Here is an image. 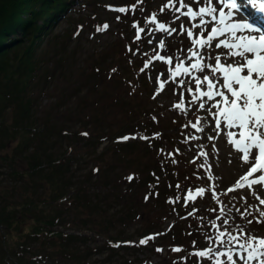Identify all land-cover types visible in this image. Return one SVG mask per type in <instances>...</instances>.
I'll use <instances>...</instances> for the list:
<instances>
[{
    "label": "trees",
    "instance_id": "obj_1",
    "mask_svg": "<svg viewBox=\"0 0 264 264\" xmlns=\"http://www.w3.org/2000/svg\"><path fill=\"white\" fill-rule=\"evenodd\" d=\"M78 1L0 0V115L9 106L15 111L12 123L0 117V133L8 134L5 144L16 140L13 148L20 152L23 146H33L25 156L26 164L19 169L11 167V172L34 181L43 190L17 201L3 195L0 264H127V258L117 257L118 244L121 248L137 247L141 239L154 234H160L157 239L163 241L187 221L181 215L189 211L173 202L182 176L169 161L164 144L167 135L139 95L140 84L135 79L143 72L140 68L148 54L135 57L130 46L136 37L126 34L123 38L119 33L112 42L92 51L86 64L82 66L80 61L77 66L70 39L78 35L77 45L82 41L79 33L87 27L93 33L105 23L107 13L98 9L97 0H91L90 16L71 17L73 25L67 31L54 33L53 25L67 17L68 10L74 5L84 7ZM127 15L121 14L123 18ZM50 89L53 95L63 93L70 101L58 115H51L50 105L46 113L30 119L35 92ZM59 96L56 99L61 108ZM75 119L77 127L71 131L56 126L58 121L67 124ZM54 134L66 139L57 155L46 147L55 141ZM128 134L135 138L121 139ZM106 139L110 140L98 150ZM80 142L90 147L86 156L91 165L70 187L75 175L72 164L81 159L76 147ZM11 156L0 152V159ZM98 185L105 188L99 192ZM172 215L180 219L163 231L160 225ZM138 219V240L133 245L126 243L132 236L116 232L115 226ZM193 224L180 229L182 234L174 241L186 244L184 236L194 229ZM58 225L87 229L101 236L102 242H90V235L65 232ZM101 253H106L105 257L93 261V256ZM171 258L163 264H180L176 257Z\"/></svg>",
    "mask_w": 264,
    "mask_h": 264
},
{
    "label": "rangeland",
    "instance_id": "obj_2",
    "mask_svg": "<svg viewBox=\"0 0 264 264\" xmlns=\"http://www.w3.org/2000/svg\"><path fill=\"white\" fill-rule=\"evenodd\" d=\"M239 1V3H242L248 8L249 5L254 6L253 0ZM78 2H81V5L84 7L74 5L70 11L68 10V16L59 18L53 25L54 33L62 34L67 31L73 25L69 19L71 17H86L91 15L93 11L91 0H79ZM167 2L168 0H97L96 3H98V9L104 12L107 11L103 18V22L105 23L98 27L93 33H90L88 27L84 28L79 33V35H82V41H79L77 45H74L79 39V36L77 35L74 36L75 38L70 39V44L72 48L76 49V65L78 66L81 61L83 66V64H86V62H84L86 57L92 51L99 50L106 46L118 37L119 33L124 35V37L122 36L123 38H126V34L136 37L138 29L134 27V24H138L139 27L144 29L143 32L139 33L140 39L133 38L131 41L132 46H130V49L135 51V57H139L141 53L148 54V58L145 59L143 67L140 68L143 69V72L138 73L135 77L138 84H140L139 95L141 94L143 96L144 102L150 109L152 116L157 121L162 122L163 134L167 135L168 138L164 141V144L166 145L167 152L171 153V155H168L169 161L172 163L175 171L182 176V179L177 182L179 187L176 185L173 202L182 207L184 211H189L182 213L181 215V218L187 219V221L181 223V227L178 225L175 228V233L167 235L163 241L157 239L158 235L154 234L155 239L149 240L146 245L140 243L137 245V243H135L137 247L121 248V245L115 242L114 245L116 246L118 244L119 247V256L117 257H122V259L127 258V264L169 263L172 256L176 257L175 259L179 260L180 264H212V261L207 258L197 257L193 255V253L206 248L216 247L215 237L217 234V228L214 225H220V230H223L226 227L228 231L232 232L234 235L236 234L237 227H239L244 229L247 233L258 237H264V223L256 222L259 213L255 211L256 207H260L261 210H264V206L261 207V205H259L256 196H254L247 188L237 189L232 192L227 191L241 176L236 174L232 177L231 172L233 169L229 168L230 166L224 165L219 158L217 150L221 147L223 140L227 142V139H220L222 135H219L218 137L216 131H213L215 121L207 109L215 103V101H209L206 97L195 102L192 99L193 93L196 91L194 77L202 79L204 75L210 74L208 70L206 69L203 73L193 71L191 75L182 73L177 76L175 80L171 77V73L169 72L170 68L174 69L176 64L181 61L184 62L185 66H190L194 60L188 59L189 49L193 47L191 40L187 37L186 33L183 35L179 34L180 25L183 23L187 28L190 27V22L187 17H181V19L176 20L175 16L179 14L171 9L166 8L161 12V7ZM189 2L190 0H185V3ZM133 5H135V9L132 8ZM119 6L127 7L129 9L126 17L123 18L121 16V14L124 13L114 10L120 8ZM176 6L179 7L178 2ZM192 7L194 9L197 8V4L194 0H192ZM241 12L242 11L240 10V12L237 13L240 17H237L238 20L236 21L248 20V17ZM153 14L156 15L159 22L165 23L170 26V28H175L176 32L172 35H168L165 32L157 31L156 24L148 22ZM117 17H119V19H117ZM196 22L198 23V21ZM105 24L108 25L106 30L103 28V25ZM124 24H129V26L126 28L124 27ZM200 31L201 29H194V34H198ZM205 35H207V33H205ZM149 41L151 42L149 43ZM160 41L164 42V48L159 47ZM214 45L215 41L213 42V46ZM212 48H206L203 50L204 52L202 51L201 53L205 57V63L215 64L214 59L208 58V53H211L214 57L209 50ZM158 54L165 57H171L172 64L169 65L166 61L154 59ZM145 63H148L147 68L144 67ZM141 79L144 83L143 81L140 83ZM161 81L165 82L163 90L159 89V83ZM181 81L183 84H181ZM41 86L42 85L37 87V90L40 89ZM189 88L192 89V92L188 91ZM201 88L206 89V84H202ZM55 89V92H60L59 88ZM56 96H59V94ZM56 96L52 94L51 89L49 92L36 91L32 98L35 102L33 108L34 113H30V119L34 116L37 117L46 113L50 105L52 107L51 115H58L60 110H63L70 100H68V97L65 94L61 93L59 96V102H62V106L60 108L58 107ZM181 100H183L184 111L175 107V105L180 103ZM201 102L205 104L204 109L199 108ZM213 111H215V109H213ZM14 115V109L9 106L3 111L0 117L4 118L5 122L12 123L14 122ZM68 116V113L65 114L63 117L64 120H66ZM197 121H199L198 127H202L204 129L203 131H197L196 128L192 127V124H196ZM75 122L76 119L74 121H68L67 124L64 121H58L56 122V126H63L69 128L71 131L77 127ZM115 122L114 119L113 123ZM185 125H187V127H185ZM210 136L217 138L210 140ZM223 136L226 135L223 134ZM53 137L55 138V141L49 142L46 147L48 150H52L53 154L57 155L65 147L66 139L62 138L59 134H54ZM123 137H129V139H132L134 136L128 134ZM192 137L195 138L193 139ZM7 138V132L1 131L0 152H7L12 156L11 159H0V203L4 196L7 199L17 201L29 195L41 194L43 190L40 188V185L34 183V181L30 179L28 180L19 177L14 172H11V167L19 169L26 164L25 156L32 151L33 146L27 148L23 146V149L20 152L18 149L13 148L16 140L9 141L8 144H5ZM109 140L106 139L99 144L98 150H101L103 145L107 144ZM1 143H3V146ZM76 147L81 159L72 164L71 170H73V174L75 175L72 177L70 187L72 186L71 183L75 182L78 176L87 172L91 165L90 162L87 161L88 157L86 156L90 147L82 142L78 143ZM44 151L46 152V149H44ZM201 152H206L207 156L200 155ZM201 165H204V167H201ZM209 165L211 168L210 171H207L206 169ZM209 175L214 177V179L210 180L208 178ZM100 186L101 185H98L97 187L99 192L105 188L104 185H102V187ZM213 186L218 199L213 198ZM199 188H205L206 191L203 196L196 195L194 200L190 198L186 199L189 190L192 191ZM254 189L262 198L264 188L258 187V189ZM242 198H246L247 203H245ZM222 207L226 216L222 215L220 211ZM246 208L252 213V215L241 217L240 213ZM237 209H240V212H237ZM190 213L192 214L189 216V219L186 218ZM177 219L180 218L172 215L171 217L166 218L160 227L163 231H167L175 224ZM223 219H227L229 223L224 225ZM248 220H252L253 222L249 224ZM191 222L195 223V225ZM127 224L128 225L121 223L116 224L115 230L116 232L122 230L125 236H132L131 244L133 245L135 240H138L139 232H137V228L140 226L141 220L138 219ZM191 224H193L192 228L194 229L184 236L186 244L180 245L177 241H174V238L182 234L180 229L183 230L185 227L192 226ZM56 227L63 229L65 232L90 235L92 237L90 242L99 244L102 242L101 236H97L87 229H64L60 225ZM1 230L2 227L0 226V233ZM210 237L212 239H209ZM1 240L2 242L4 241V235L0 237V241ZM5 244V246L8 247V243ZM176 247L181 248L182 251H173L172 249ZM157 249H162L163 251H157ZM105 254L106 253H101L93 256V261L101 260L105 257ZM39 264L48 263L41 262Z\"/></svg>",
    "mask_w": 264,
    "mask_h": 264
},
{
    "label": "snow or ice",
    "instance_id": "obj_3",
    "mask_svg": "<svg viewBox=\"0 0 264 264\" xmlns=\"http://www.w3.org/2000/svg\"><path fill=\"white\" fill-rule=\"evenodd\" d=\"M177 2L179 7L176 6ZM194 2L197 4L196 9L192 7V0L189 3H185V0H168L160 9L161 12L166 8L171 9L179 14L175 16L176 20L187 17L190 22V27L187 28L183 23L180 25L179 34L186 33L191 40L193 47L189 49L188 59L194 60V62L190 66H185L184 62L181 61L176 64L174 69L170 68L169 72L172 79L175 80L182 73L191 75L193 71L203 73L206 69L208 70L210 74L204 75L202 79L194 77L196 91L193 93L192 99L195 102L206 97L209 101H215L207 109L215 121L213 131L224 132L227 142L233 146L236 152L241 154L239 159L244 164L249 165L248 171L227 191L232 192L247 188L256 196L259 205L264 206V198H261L253 187L264 188V30L247 21L234 20V15L244 7L238 0H219L218 4L214 0H194ZM253 3L260 12L264 13V0H253ZM132 8L135 9V5ZM114 10L121 13L129 11L127 7ZM148 22L156 24L157 31L165 32L168 35L176 32L175 28H170L165 23L159 22L155 14L149 18ZM134 27L138 29L136 39H140L139 33L143 32L144 29L138 24H134ZM103 28L106 30L108 25H103ZM194 29H201V31L194 34ZM239 33H248V35H238ZM214 41L216 42L215 48L226 50L223 53L227 58L226 62H221V54L213 57L211 53H208V58L214 59L215 64L205 63V57L201 53L206 48H212ZM159 47H165L163 41H160ZM154 59L166 61L169 65L172 64L171 57L158 54ZM144 67L147 68L148 63H145ZM141 70L143 71V69ZM181 84H183L182 81ZM202 84H206V89L201 88ZM164 86L165 82L161 81L159 89L163 90ZM188 91L192 92V89L189 88ZM175 107L184 111L183 100ZM204 107L205 104L201 102L199 108L204 109ZM198 124L199 121L192 124V127L196 128L197 131H203L204 129L198 127ZM222 124L224 125L223 129L221 128ZM83 135H87V133H83ZM155 135L159 136V133ZM141 138L148 139V137ZM216 138L209 137L210 140ZM121 139L127 140L129 137ZM200 155L206 157L207 153L201 152ZM228 162L231 163L232 161L229 160ZM210 168L209 165L206 170L210 171ZM132 178L128 177L129 180ZM208 178L214 179L211 175ZM205 191V188H199L193 194L189 190L186 199L194 200L196 195L203 196ZM213 198L218 199L214 186ZM242 199L247 203L246 198ZM220 211L222 215L226 216L223 207ZM255 211L259 213L256 222L264 223V219H261L264 218V210L256 207ZM237 212H240V209H237ZM240 215L245 217L252 215V213L246 208ZM252 222V220H248L249 224ZM228 223L227 219H223L224 225ZM214 226L217 228L216 247L197 251L193 255L207 258L212 261V264H238V262L239 264H264V237L252 235L239 227H237L234 235L226 227L220 230V225ZM150 239H155V236L146 237L139 243L146 245ZM172 250L175 252L182 251L179 247ZM157 251L163 250L157 249Z\"/></svg>",
    "mask_w": 264,
    "mask_h": 264
},
{
    "label": "bare ground",
    "instance_id": "obj_4",
    "mask_svg": "<svg viewBox=\"0 0 264 264\" xmlns=\"http://www.w3.org/2000/svg\"><path fill=\"white\" fill-rule=\"evenodd\" d=\"M215 3H219V0H214ZM240 2V1H239ZM249 4V3H248ZM252 4V3H251ZM222 7V5H221ZM226 11V9H225ZM241 11L249 18L251 17L252 21H255L258 23V25H260L261 27L264 28V14H261L260 10L258 7H256L255 5H249V8L244 6ZM241 12V13H242ZM237 17L239 18L240 16L237 15V13L234 15V20H238ZM259 27V28H261ZM262 29V28H261ZM238 35H248V33H239ZM216 43V42H215ZM214 48V49H213ZM212 49H209L212 54L215 56L217 54H221V62L224 63L226 62V57L223 55V53L226 51L225 49L222 48H215V46H213ZM207 51V50H206ZM204 52V51H203ZM208 53V51H207ZM213 62V61H212ZM227 62H231V61H227ZM217 78H219L217 76ZM217 99H220L219 97H217ZM221 128H224V125H221ZM223 132L217 133L216 135L219 137V135L221 136L220 139H227L226 136H223ZM218 155L220 160L223 162L224 165L226 166H230L229 168H232V177L235 176L236 174L239 176H243L249 168L248 164H244L240 159V153L236 152L233 148L232 145H230L228 142H225V140H223V143L221 145V147L218 148ZM231 160L232 162L229 163L228 161ZM258 175V174H257ZM254 188L258 189L259 186H253ZM246 189V188H245ZM260 190V189H259ZM264 193V192H263ZM262 193L264 198V194ZM261 194V193H259ZM261 196V195H260ZM258 203V202H257ZM262 207V206H261Z\"/></svg>",
    "mask_w": 264,
    "mask_h": 264
}]
</instances>
